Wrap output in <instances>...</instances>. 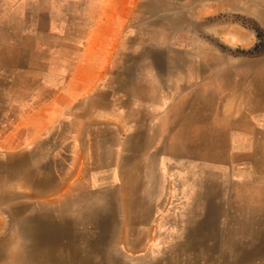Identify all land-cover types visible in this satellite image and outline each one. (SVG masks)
<instances>
[{"label": "rangeland", "instance_id": "rangeland-1", "mask_svg": "<svg viewBox=\"0 0 264 264\" xmlns=\"http://www.w3.org/2000/svg\"><path fill=\"white\" fill-rule=\"evenodd\" d=\"M251 21L264 0H0V264L54 240L61 264H264Z\"/></svg>", "mask_w": 264, "mask_h": 264}, {"label": "bare ground", "instance_id": "bare-ground-1", "mask_svg": "<svg viewBox=\"0 0 264 264\" xmlns=\"http://www.w3.org/2000/svg\"><path fill=\"white\" fill-rule=\"evenodd\" d=\"M235 40H237L239 43L243 44V41L237 38H233ZM252 147V146H251ZM16 204V203H15ZM10 210V209H9ZM9 212V211H8ZM17 212V210L15 211ZM14 212V215L16 214ZM92 214V213H91ZM77 215V213H76ZM9 216V215H8ZM12 217V216H11ZM14 218V217H13ZM26 225V224H25ZM27 226H29L27 224ZM101 226V225H100ZM101 229V227H100ZM103 231V230H102ZM30 232L26 231V228L22 229V235L26 237V239H28ZM35 234V233H34ZM100 237V236H99ZM102 238V237H101ZM33 242V241H32ZM57 241H53L52 247L48 246L47 248L44 249H36V247H34L33 245L30 247V244L26 245L24 247V252L25 254H22V256H17V259L20 260L22 259L24 264H27L28 258L29 256H31L29 253H32V258H34L35 260L37 259H43V260H56L57 262L60 263V259H65L66 258V252L67 249H65V247L62 245L61 247L58 248V246L55 244ZM4 246V245H3ZM1 247V246H0ZM17 251V250H16ZM31 251V252H30ZM82 250H80L79 253H81ZM6 252V251H5ZM14 253V252H13ZM27 253V254H26ZM68 254V253H67ZM78 255V253H77ZM3 257V254L0 253V260ZM86 258V257H85ZM74 259V258H73ZM59 260V261H58ZM78 260V259H77ZM89 261H91V258H88ZM64 263V262H63ZM61 264V263H60Z\"/></svg>", "mask_w": 264, "mask_h": 264}, {"label": "trees", "instance_id": "trees-1", "mask_svg": "<svg viewBox=\"0 0 264 264\" xmlns=\"http://www.w3.org/2000/svg\"><path fill=\"white\" fill-rule=\"evenodd\" d=\"M248 26L255 32L257 44L251 49L240 50L238 53L250 58L261 57L264 55V30L256 22L251 21Z\"/></svg>", "mask_w": 264, "mask_h": 264}, {"label": "crops", "instance_id": "crops-1", "mask_svg": "<svg viewBox=\"0 0 264 264\" xmlns=\"http://www.w3.org/2000/svg\"><path fill=\"white\" fill-rule=\"evenodd\" d=\"M261 57H262V56H261ZM256 58H259V57H256ZM71 213H72V212H71ZM67 214H68V216H69L70 213L68 212ZM75 220H78V219H75ZM68 250H69V249H67V252H68ZM67 252H66V253H67ZM66 255H67V254H66ZM70 258H72L71 253H69V256L67 257L68 262H72V260H71ZM69 259H70V261H69Z\"/></svg>", "mask_w": 264, "mask_h": 264}]
</instances>
